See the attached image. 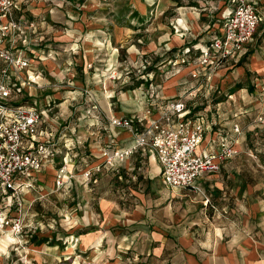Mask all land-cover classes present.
<instances>
[{
	"label": "crops",
	"instance_id": "obj_1",
	"mask_svg": "<svg viewBox=\"0 0 264 264\" xmlns=\"http://www.w3.org/2000/svg\"><path fill=\"white\" fill-rule=\"evenodd\" d=\"M15 1L13 16L24 22L27 19L33 21L34 29L28 33L25 50L33 54L36 71L42 75L39 82L45 86L68 74L72 78L76 75L73 82L83 89L100 88L103 79L105 85L114 86V81L103 70L105 54L115 56L123 44H129L139 37L147 39V51L162 48V52L154 58L157 60L153 67L155 69L150 65L143 71L146 79L140 81V86L132 88L125 84L127 87L123 90H120L122 86L108 89L103 98L101 91H94L100 95L103 108L55 112L52 117L58 120L45 121V131L42 128L38 130L40 139L47 141L55 153L44 165L45 173L43 168L34 174L33 184L44 181L45 175L50 179L51 174H55L56 169L69 159L67 169L75 175L72 187L81 177V172L74 169L77 153L79 150L82 153L83 143L80 144V140L85 141L83 147H86V141L90 142V150L95 152L94 156L102 164L100 152L103 148L124 149L132 146L135 135L127 128L110 126L108 118L111 115L130 116L145 109L150 101V98L146 100L149 84L158 92L159 96H154L157 99L183 97L172 84L176 83L180 74L191 75L196 71L194 60L198 52L192 49L191 53L184 55L182 49L196 43L207 45L212 38L219 36L223 16L229 8L227 0ZM252 2L262 20L243 51L235 59H224L218 70L214 71L217 67L197 68L198 72L206 70L203 74L211 71L210 84L217 89L216 93L211 94L216 104L207 116L208 123L200 115L205 125L202 142L197 148L200 153L212 151L220 141L228 140L227 135L224 137L219 133L217 125L231 129V125L237 122L243 124L242 133L251 120L246 130L264 125L255 122L264 107V0ZM176 17L180 18L184 28L188 26L186 34L183 32L184 37L172 32L170 24ZM16 44L20 46L21 41L18 40ZM178 58L186 60L184 63L179 60L178 74H157L161 70L168 71L170 62ZM161 84L162 89L158 91ZM224 95L228 98L220 97ZM83 99L87 101L86 97L81 96ZM188 109L187 118L193 120L196 112L192 114ZM242 109L247 114L241 113ZM234 113L241 116L233 119ZM228 117L232 119L227 120ZM90 119L96 126H88ZM242 133L234 131L233 136L241 139ZM233 146L238 152L241 149L264 152V142L249 139L242 143L243 147L237 140ZM68 155L71 156L68 158ZM142 155H145L144 158ZM234 157L224 161L219 171L198 177L195 183L202 193L192 189L170 188L164 184L156 155L146 148L135 149L129 157L113 166L103 164L105 170L117 177L112 186L117 195L113 193L112 196L101 197L97 203V216L92 217L91 221L85 216L77 217L79 224L75 232L79 238L76 245H67L66 252L61 253L55 246L42 244L41 249H54L52 253L38 254L36 262L264 264V157L255 162L256 169H249L252 163L248 159L238 163ZM93 167L95 165L84 170ZM100 170L96 173H100ZM124 173L138 178V184L137 181L131 182L133 188L124 185L125 189H129L127 194L123 193L128 197L127 203L122 201L125 197L115 189L122 186L120 178ZM157 176L159 179H156ZM29 196L27 198L31 199L32 195ZM205 197L208 198L206 203ZM85 223L89 225L83 227ZM3 261L0 257L1 264Z\"/></svg>",
	"mask_w": 264,
	"mask_h": 264
},
{
	"label": "built area",
	"instance_id": "obj_2",
	"mask_svg": "<svg viewBox=\"0 0 264 264\" xmlns=\"http://www.w3.org/2000/svg\"><path fill=\"white\" fill-rule=\"evenodd\" d=\"M227 3L229 8L223 16L219 36L212 38L207 45L196 43L182 49L184 55L191 53L192 49L198 52L192 77H197L199 67L216 68L224 59L241 53L262 20L252 0H227ZM15 8V0H0V190L8 198H14L18 212L0 216V233L8 231L14 238L26 228L25 219L20 215L22 203L19 194L33 187L34 174L40 172L55 153L47 141L40 139L38 132L45 110L15 104L11 97L13 93H20L25 84L42 85L39 83L42 75L38 72L26 73L27 78L23 82L12 80L11 69L29 66V59L24 58L22 48L16 44L18 40L21 45L28 41L23 21L13 16ZM175 24L176 31H182V23ZM26 27L33 31L34 24ZM184 62L186 60L180 58V63ZM149 96L147 107L137 114L111 115L108 118L110 126L129 129L135 135V143L124 149L103 148L100 155L104 164L113 166L129 157L135 149L146 148L156 155L164 184L202 193L195 183L198 177L219 171L222 163L233 158L238 150L231 142L222 140L216 149L198 152L205 130L202 117L187 118L189 109L184 97L157 99L153 93ZM255 122L264 123V107ZM234 131L239 133V128L235 126ZM99 170L100 166L84 170L81 177L87 181ZM74 177L63 163L56 169L54 184L57 188L70 186ZM207 201L205 197L204 202ZM7 206L11 207L10 203Z\"/></svg>",
	"mask_w": 264,
	"mask_h": 264
},
{
	"label": "rangeland",
	"instance_id": "obj_3",
	"mask_svg": "<svg viewBox=\"0 0 264 264\" xmlns=\"http://www.w3.org/2000/svg\"><path fill=\"white\" fill-rule=\"evenodd\" d=\"M109 8L114 9L111 7ZM109 11L110 10L108 9L107 12ZM178 19L180 18H174L170 24V27L174 34H181V37H184L188 26L184 28V25L182 24V31H176L175 23L180 24V20L177 21ZM30 23H33V21L28 19L26 22L23 21L25 37H29L30 34L28 33H30V31L32 32L31 29L26 27V25ZM146 42V38L139 37L138 39L129 42V44H123L122 47L119 48L118 52H116L115 56H113L111 53L105 54L103 61L105 65L103 70L105 71L106 76L114 81V86H110L108 84L105 85L106 82L103 79L102 86H100V88L91 87V90H89L85 87L83 89L80 84L73 82V79L74 81L76 80V75L72 78V76L68 74L65 78L62 77L58 81H51L49 86H45L44 84L41 86L33 85L32 83L25 84L24 88L27 86L28 88L26 90L22 88L23 90H21V92L18 94L13 93L11 96L12 100L15 102V104L31 105L35 106L39 110H45L42 121L38 126V130H40V128L43 129L44 124L46 125L45 121L48 122L53 119L58 120L52 117L53 113L55 112H63L66 110L82 111L88 109H101L103 106L100 102V95H97L96 93L97 91L102 92L101 97L103 98L106 96L105 92H107L108 89L114 90L122 86L120 90H123L124 87H127L125 84L130 85L132 88L138 87L140 86V81H145L146 79L145 73H143V71L146 70L150 65L152 68L155 67L154 64L157 60H154V58L162 52V48L159 47L151 51H147ZM27 44L28 42L22 45L19 44L20 46L18 47L22 48L24 58L29 59V66L24 69V76H22V69L10 70L12 80L15 82L25 81L27 78L26 73L39 72L36 71V62L32 61V59H34L33 54L25 50ZM237 55L232 58L235 59ZM179 60L180 58L172 60L168 65L170 68L168 71L163 70L162 72L160 69L162 73L159 71L157 74L160 73L162 75H166L168 72H171V74H178L180 66ZM114 63H117L118 65L115 66ZM1 64L2 63L0 62V66ZM88 67H91V65ZM114 67L115 69H112ZM219 67L214 69V71L218 70ZM205 72L206 70L203 72L197 71V77H192L188 74H180V78L172 85L177 87L180 94H182V96L186 99L187 107L191 109L190 113L193 114V112H196L195 116H203L205 123H208L207 116L211 113V111H213V105L216 104L215 100L211 98V94L216 93L217 89L215 86L210 84L211 71L208 70L209 73L207 72V74H203ZM99 73H101V71ZM171 74H168V76ZM102 78L105 77L102 76ZM149 86L148 92L146 91V100L150 98L148 93L151 91L154 96L158 94L155 87H152V84H149ZM143 87L144 86H141V88ZM235 87L233 89H235ZM157 89L160 91L162 89V84ZM230 90L232 89H228L227 91ZM110 95L112 96V94ZM81 96H83V98L86 97L87 101H84V99L81 100ZM220 97H225V99L228 98L227 95ZM216 107L219 108V105ZM221 109H223L222 106ZM244 109L241 110V113L247 114L243 111ZM233 115V119H236V116H241L240 114L236 115V113ZM92 119L88 120L89 127L96 126V123H94ZM231 119L232 118L228 117L227 120ZM75 120L78 122V119ZM251 122L248 123L249 125L245 124L246 126L243 128V133L241 129L243 124H239L237 122L231 125V129H228V126L225 125L217 126L219 127V133H221L224 137L228 136V140L226 141L231 142L233 145L237 140L239 145L242 146V143L247 142L248 139L252 140L253 142L263 143L264 125L254 126L253 128L246 130L247 127H250ZM235 126L239 128V133H242L240 135L241 139H239V137L233 136ZM247 133H249L248 136ZM84 142L80 140L79 143H83L84 146ZM83 146H81L82 153L79 150L76 156V163L74 165L75 171L81 172L82 174L84 168H89L91 165H95V167L100 166V173H94L87 181H84L83 177H79L78 180L76 179L73 187L70 185L57 188L54 184L55 174L52 173L51 178L49 179V177L44 174V167L43 174L45 175V180L33 184L32 188L29 190H24L21 192V194H19L22 203L20 215L25 219L26 228L18 237L15 238L11 236L8 231L0 233V241L1 239L5 238L6 235H9L10 239L12 238V240L9 241L11 243H6L3 248L4 250L0 249V257H2L4 260L2 264H39L35 260L38 258V254L44 255L52 253L54 249L47 247L41 249L40 246H42V244L48 247L55 246L57 251L65 253L67 245H76L78 242L79 235H77L75 232V227H77L79 224L77 222V217L81 218L82 216H85L89 221H91L92 217L94 218L97 216V203L100 201V198L103 196H112L113 193H116L112 187L114 185L113 183H116L114 182V180L117 179L116 175H112L108 172V170L104 169V163L102 164L99 161L100 159L94 156L95 152L90 150L91 147L89 141H86V147ZM70 156L71 155H68V158ZM144 156L145 155H142L143 158ZM263 157V151H243L241 149V151L238 152L234 158L238 163H240L242 160L248 159L249 162L252 163V166H249V169L252 167L256 169L257 167L255 162H257L259 159L262 160ZM69 161L70 160L67 159L64 162L68 163ZM82 168L83 171H80ZM81 174L79 176H81ZM156 179H159V177L157 176ZM137 180V177L131 178V175L129 176L126 173H124L120 178L122 186L119 184L120 186L116 187L115 189H118V193L122 197H125V200L121 198L122 201H125L126 203L128 202V197H126L127 195H123V193L127 194V191H129L128 188L125 189V186L127 187L130 185V187L133 188L134 185H132L131 182L135 181L136 183ZM136 184H138V181ZM29 192L32 195L31 199L27 198L30 197ZM9 203L11 207L7 206ZM4 213H7L9 216L18 214L17 205L14 202V198H8L7 195L2 193L0 190V216H2ZM87 225L89 224L85 223L83 227ZM0 244L3 245L1 242Z\"/></svg>",
	"mask_w": 264,
	"mask_h": 264
},
{
	"label": "bare ground",
	"instance_id": "obj_4",
	"mask_svg": "<svg viewBox=\"0 0 264 264\" xmlns=\"http://www.w3.org/2000/svg\"><path fill=\"white\" fill-rule=\"evenodd\" d=\"M10 240H12V238L10 239V238H9V235H6L5 238L1 239L0 242H1L3 245L0 244V249H3L4 246L6 245V243L9 242ZM13 241H15V240H13ZM9 243H11V242H9ZM3 250H4V249H3Z\"/></svg>",
	"mask_w": 264,
	"mask_h": 264
}]
</instances>
